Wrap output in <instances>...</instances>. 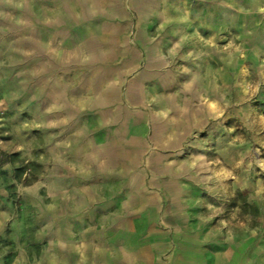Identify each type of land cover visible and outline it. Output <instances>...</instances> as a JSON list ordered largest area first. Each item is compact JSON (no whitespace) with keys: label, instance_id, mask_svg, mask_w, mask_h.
<instances>
[{"label":"crops","instance_id":"crops-1","mask_svg":"<svg viewBox=\"0 0 264 264\" xmlns=\"http://www.w3.org/2000/svg\"><path fill=\"white\" fill-rule=\"evenodd\" d=\"M14 2L27 26V107H39L57 170L43 199L55 218L45 264H232L197 224L188 157L222 116L225 84H238L223 43L228 27L239 37V7Z\"/></svg>","mask_w":264,"mask_h":264},{"label":"rangeland","instance_id":"rangeland-1","mask_svg":"<svg viewBox=\"0 0 264 264\" xmlns=\"http://www.w3.org/2000/svg\"><path fill=\"white\" fill-rule=\"evenodd\" d=\"M14 1L0 0V264H45L55 218L43 199L57 170L42 147L39 107H27V26L15 24ZM222 1L240 9L239 37L228 27L223 43L239 81L225 84L222 116L193 140L191 205L225 263L264 264V0Z\"/></svg>","mask_w":264,"mask_h":264},{"label":"trees","instance_id":"trees-1","mask_svg":"<svg viewBox=\"0 0 264 264\" xmlns=\"http://www.w3.org/2000/svg\"><path fill=\"white\" fill-rule=\"evenodd\" d=\"M253 210H254V213H255V214L258 213V207H257V206H253Z\"/></svg>","mask_w":264,"mask_h":264}]
</instances>
